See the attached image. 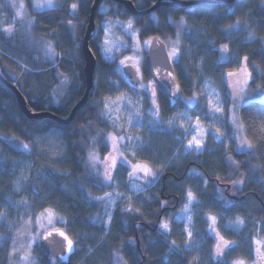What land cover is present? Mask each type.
Wrapping results in <instances>:
<instances>
[{
    "label": "trees",
    "instance_id": "trees-1",
    "mask_svg": "<svg viewBox=\"0 0 264 264\" xmlns=\"http://www.w3.org/2000/svg\"><path fill=\"white\" fill-rule=\"evenodd\" d=\"M23 1L30 10L28 0ZM93 1L59 0L57 7L30 11L34 36L49 40L57 51L54 65L38 59L32 43L28 46L16 34L5 36L2 27L10 22V14H0V74L20 91L33 112L48 111L66 117L83 96L81 46ZM130 1L137 9L145 10L156 0ZM73 4L77 5L75 11ZM102 6L108 7L103 15L108 20H132L141 39L158 35L168 41L181 30L183 19V34L194 36L189 40L200 58V70L216 84L221 83L222 71L227 69L222 51L225 45L227 53L251 73L247 84L250 100L239 108L251 147L237 150L234 141L229 145L220 142L180 160L175 156L179 145L175 131L141 132L152 146L151 156L142 158L155 173V185L147 189L149 197L141 194L134 201H120L108 228L102 222L106 180L88 166L90 150L105 161V137L114 132L102 115V99L108 95L102 90V77L113 72L112 63L101 58L97 49V24L102 18L98 11ZM189 25L195 34L186 30ZM89 46L96 57L94 85L87 102L66 125L50 118L28 119L14 92L0 81V208L13 210L16 215L15 219L7 215L14 226L9 235L30 216L54 209L67 219L66 228L58 223L54 226H62L69 235L77 233L88 238L83 250L77 249L73 238L76 251L67 264H231L237 259L252 263L254 239H262L264 245V102L257 100L264 94V0L162 5L143 16L131 15L118 1L101 0ZM172 63L182 95L190 98L195 68L178 61ZM62 81L65 92L55 102L53 93ZM157 101L163 116L172 114L173 105H187L159 90ZM109 172L111 178L115 174L128 179L124 168ZM186 189L197 200L192 218L200 260L194 261L183 246V224L175 219L185 203ZM37 196L45 201L37 204ZM207 215L216 218L221 236L230 242L220 257H216L217 244L214 247V239L207 234ZM237 218L244 222L239 231L224 228L226 221ZM162 223L168 225L166 230L161 228ZM33 253L35 264H61L44 256L37 243Z\"/></svg>",
    "mask_w": 264,
    "mask_h": 264
},
{
    "label": "rangeland",
    "instance_id": "rangeland-1",
    "mask_svg": "<svg viewBox=\"0 0 264 264\" xmlns=\"http://www.w3.org/2000/svg\"><path fill=\"white\" fill-rule=\"evenodd\" d=\"M30 10L26 7L23 0H0V14H10V22L2 27L11 28L12 33L8 34L3 31L5 36L10 37L12 35H18L20 38L26 40L28 46L31 47V43L34 45V53L38 59L55 64L57 51L49 40L35 37L32 33L33 17L30 11H40L58 6L59 0H51L53 7L36 8V3H46L47 0H28ZM23 5V7H21ZM108 7L102 6L99 8V13L102 14V18L99 19L97 24V33L99 36V42L97 43V49L99 56L106 61H109L113 65V72L102 77L103 91L108 95L102 99V115L113 129V133L107 134L105 137L108 149L104 155V160L101 161L95 150H90L89 154L95 155L96 160H90L88 162L89 168H92L96 174L101 178H105L104 169L112 171V159L115 158L118 161L117 169H126L127 180L115 176L105 182V189L102 192V197L105 199L102 222L108 228L113 210L117 204L122 200H132L137 195H143L149 197L147 189L152 188L155 185L156 178L154 176H144V173L137 172L134 176H130L132 172L133 164H146L142 156H151L152 146L144 139L141 132L151 133L156 131H175L178 136V147L175 156L180 157V160L187 154H198L204 150L207 145L216 144L222 142L224 145H229L232 141L235 142L237 150H248L249 143L244 135L243 127L239 117V108L250 100V96L247 93V84L250 77H246L243 69L246 68L242 62L235 59V56L229 55L224 52V60L227 61V69L222 72V81L220 84H216L213 79L206 76L205 73L200 70V58L195 53V46L190 42L189 38L194 37L190 34H183L185 30L183 23L180 34L179 44H176L177 34L175 37L164 41L168 50L171 52L173 47L177 48V55L172 62H181L183 65L191 68H195L194 86L191 92L190 98H186L181 95L180 100L186 103L173 105L172 114L170 116H163L160 114L158 105V89L154 81L145 74V56L147 46L144 45V41L149 38L141 39L137 32L132 29H127L128 20L125 23L106 19L103 17ZM17 12L20 13L17 16ZM1 18V15H0ZM32 22L31 24L29 22ZM107 24L108 35L105 36L104 25ZM133 24V22H132ZM190 26V25H189ZM188 32L195 34V29L190 26ZM99 31V32H98ZM135 37V38H133ZM105 39L109 41L108 45L104 44ZM52 45V52L48 51L47 45ZM169 44V46H167ZM108 47L111 52L105 54L103 49ZM139 49L134 51V49ZM134 57L139 61L140 76L142 79L141 85L138 88H130L123 79L121 60L125 57ZM247 69V68H246ZM229 72H233V76H228ZM248 72V71H247ZM186 79V78H185ZM247 79V84L244 83ZM187 80V79H186ZM224 81V83H223ZM225 84V85H224ZM151 85V86H150ZM155 89V98L152 96V90ZM65 92L64 81L60 82L56 87L53 98L57 102L59 97ZM235 98V99H234ZM155 99V105L153 104ZM258 101L264 102V94L257 98ZM107 105V107H105ZM219 108V111L215 109ZM132 121L130 124L129 121ZM142 123V127H137L136 122ZM116 137L113 141L111 137ZM120 137H124V140H120ZM128 137L139 138L140 147L137 148L128 141ZM195 137L201 141V146L197 149L195 143L189 147V141ZM53 146V143L51 142ZM88 154V155H89ZM107 158V159H106ZM123 160V165L119 164V161ZM95 164V167H93ZM148 165V164H147ZM25 175V174H24ZM21 176L23 171L21 170ZM35 192L38 189L34 190ZM34 192V193H35ZM189 189L185 191V203L180 208L175 219L183 224L184 232V248L188 250L193 256L194 260H200L199 258V243L195 237L193 228V206L197 202L195 198L191 203L188 200ZM48 197V194L45 198ZM44 197L37 196L36 203L41 204L45 201ZM46 203V202H44ZM15 209V208H14ZM187 209V210H186ZM51 210V213L49 211ZM7 215L14 216L13 210L7 212L6 209L0 208V229L3 231L0 233V263L4 264H35V257L33 253L34 245L39 241L40 234L54 226L55 224H62L66 228L67 219L64 214L54 209H44L38 212L34 216H30L26 219L21 226L17 227L11 235L9 231L14 228L12 221L9 222ZM214 217L207 215V234L214 239V247L217 244V233L220 234L218 229L217 220L215 218V224L208 217ZM21 217V216H20ZM241 220V219H240ZM243 225V224H242ZM241 224L237 223V219L234 221H226L224 228L239 231L242 228ZM214 229V230H213ZM191 233V236H189ZM72 238L76 240L77 249L83 250L84 243L87 242V237L83 234L70 233ZM221 235V234H220ZM257 241H260L257 244ZM255 252L254 260L252 263L244 261V264H264V259L257 253V248H260V252L264 253V245L262 239H254ZM31 245V247H29ZM87 252H91V249L86 247ZM27 254L28 259H24ZM88 256V254L86 255ZM242 260V259H237ZM236 261V260H235ZM233 264V262L231 263Z\"/></svg>",
    "mask_w": 264,
    "mask_h": 264
},
{
    "label": "water",
    "instance_id": "water-1",
    "mask_svg": "<svg viewBox=\"0 0 264 264\" xmlns=\"http://www.w3.org/2000/svg\"><path fill=\"white\" fill-rule=\"evenodd\" d=\"M118 1L127 9V11L133 16H143L148 14L158 8L159 6L166 5L172 7H182L194 4H203V3H232L236 0H192V1H183V0H156L155 3L145 10L137 9L130 0H114ZM101 0H94L91 8L88 23L85 29V33L82 40V55L84 59L83 65V74L85 80V90L83 96L77 101L73 107L71 108L69 114L66 117H60L54 113L48 111L42 112H33L27 107L26 100L24 96L20 93V91L10 82H8L1 74H0V81L10 88L16 97L18 106L22 113L28 119H43V118H50L53 121L61 124L66 125L70 123L76 112L84 106L87 102L90 90L94 85V70L96 66V57L89 46V41L92 35V32L95 29V15L97 9L100 5ZM151 40L154 41V44L151 48L147 47L146 56H145V69L149 77L154 81L157 89L165 94L171 100H178L181 97V87L179 85V81L177 79L174 65L169 59V53L164 41L158 35H153L150 37ZM153 56L157 58V62L153 63ZM130 61H126V65H130ZM122 66V73L124 81L128 84L130 88H137L141 85V76L137 75L135 68L130 66ZM159 69V72L156 71ZM171 73V75H169ZM175 93V95H173ZM64 232L69 239L73 241L74 244V251L69 253L67 250V242L63 240V237L58 235V232ZM48 233H52L53 235L45 239L48 236ZM55 240L59 241V244L50 243V241ZM38 246L41 253L44 256L54 258L57 263L67 264L71 256L76 251V243L75 240L67 233V231L59 225L50 227L44 230L39 237ZM61 256L64 259H61Z\"/></svg>",
    "mask_w": 264,
    "mask_h": 264
},
{
    "label": "snow or ice",
    "instance_id": "snow-or-ice-1",
    "mask_svg": "<svg viewBox=\"0 0 264 264\" xmlns=\"http://www.w3.org/2000/svg\"><path fill=\"white\" fill-rule=\"evenodd\" d=\"M21 7H23V5H21ZM34 7H36V8L39 9V8H45V7H53V5L51 4V0H47L46 3H39V2L36 3L34 5ZM76 8H77V5L76 4H73L72 5L73 11H75ZM19 15H20V13L17 12V16H19ZM29 23L31 24L32 22L30 21ZM180 23L181 24L184 23L183 19H181ZM237 23H239V22H237ZM132 27H133V24H132L131 21H129L128 24H127V29L130 30V29H132ZM104 30H105V36H107L108 35L107 24L104 25ZM3 31L5 33H8V34H11L12 33V29L11 28H4ZM133 38H135V37H133ZM179 38H180V34L177 33V40L175 42L176 44H179ZM104 44L105 45H108L109 44V41L107 39H105ZM153 44H154V41L151 40V39L144 41V45L147 46V47H149V48H151L153 46ZM47 48H48V51L49 52H52L53 51L52 45L50 43L47 45ZM138 50H139L138 48L137 49H134V51H138ZM103 51H104L105 54H108V53L111 52V49L108 48V47H105L103 49ZM177 51H178L177 48L176 47H173V49L169 53V57L168 58L169 59H173L174 57H176ZM222 51H224V52L227 51V46L226 45L222 48ZM244 59H245V61H247L248 58L247 57H244ZM126 61H134V57H131V56L125 57L124 60H121L120 61V64L121 65H126ZM156 62H157V58L155 56H153V63H156ZM138 65H139V61L138 60H135V62L131 63L130 65H126V66H130L132 68H135V71H136L137 75H139L140 74V67ZM156 71L159 72V69H156ZM243 71H244L246 77H250L251 76V73H248L246 68H244ZM169 75H171V73H169ZM233 75H234L233 72H229L228 73V76H233ZM244 83L247 84V79H245ZM141 87H144V86L141 85ZM155 95H156L155 89L153 88V90H152V96H153V98H155ZM173 95H175V93H173ZM153 104L155 105V99H153ZM105 107H107V105H105ZM215 110L216 111H219L220 109L217 108ZM129 123L131 124L132 121L130 120ZM135 126L142 127L143 125H142V123H140L139 121H137ZM111 139L113 141H115L116 140V137L113 136V137H111ZM124 139H125L124 137H120V140H124ZM127 139H128V141H129L130 144L135 145V147H137V148L140 147L139 142H138L139 141V138L128 137ZM193 143H195L197 149L200 148L201 141L197 140L195 137H193V140L192 141H189V147H191ZM249 147H251V145H249ZM24 148L27 149L28 148V145H24ZM89 159L95 161L96 160V157H95L94 154L90 153L89 154ZM124 163L125 162L123 160L119 161V164L120 165H123ZM111 166L114 169L118 166V161L115 158L112 159ZM93 167H95V164H93ZM141 171L144 173V176L145 177H147V176H154L155 175V173L152 172L151 168L147 164H133L132 165V172L129 173V175L130 176H134L137 172H141ZM111 176H112V173L109 172V171H107V169H106L105 170V180L106 181L110 180L111 179ZM98 199H102V198H98ZM194 199L195 198L193 197L192 193L189 192L188 193V200H189V202L191 203ZM47 211H49V213H51V210H47ZM208 219L212 220L213 224H215V218L214 217L209 216ZM237 223L242 225L244 222L242 220H240L239 218H237ZM161 228L166 230L168 228V225L166 223H162L161 224ZM52 235H53L52 233H48V236H46L45 239H48V237H50ZM58 235L61 236V237H63V240L67 242V250H68V252L69 253L73 252L74 251L73 241L71 239H69L68 236L64 232H62V231L58 232ZM216 235H217V238H218V243L216 245V257H220L221 255L225 254V250L230 247V242L227 241V240H225L223 238V236H221L219 233H217ZM189 236H191V233H189ZM50 243L59 244L60 242L59 241L52 240V241H50ZM259 243H260V241H257V244H259ZM29 247H31V245H29ZM257 253L260 255V257L262 259H264V253H261L260 252V248L259 247L257 248ZM24 259H28L27 254L25 255ZM61 259H64V257L61 256ZM233 264H244V261L243 260H236V261L233 262Z\"/></svg>",
    "mask_w": 264,
    "mask_h": 264
},
{
    "label": "flooded vegetation",
    "instance_id": "flooded-vegetation-1",
    "mask_svg": "<svg viewBox=\"0 0 264 264\" xmlns=\"http://www.w3.org/2000/svg\"><path fill=\"white\" fill-rule=\"evenodd\" d=\"M123 66V65H122ZM122 69V68H121Z\"/></svg>",
    "mask_w": 264,
    "mask_h": 264
}]
</instances>
